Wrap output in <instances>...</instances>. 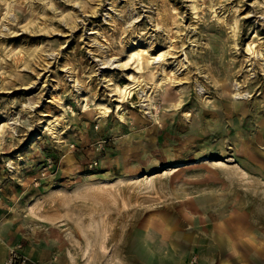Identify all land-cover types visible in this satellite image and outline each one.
Returning <instances> with one entry per match:
<instances>
[{"label":"rangeland","instance_id":"1","mask_svg":"<svg viewBox=\"0 0 264 264\" xmlns=\"http://www.w3.org/2000/svg\"><path fill=\"white\" fill-rule=\"evenodd\" d=\"M0 124V264H211L264 237V0H0Z\"/></svg>","mask_w":264,"mask_h":264},{"label":"crops","instance_id":"2","mask_svg":"<svg viewBox=\"0 0 264 264\" xmlns=\"http://www.w3.org/2000/svg\"><path fill=\"white\" fill-rule=\"evenodd\" d=\"M244 216L241 220L239 217L236 225L234 222L224 221L216 227L215 235L223 233V235H218L221 236L222 243L220 242V244L223 245L219 246V255L214 260L211 259V264H264V237L245 235L246 226L244 224L246 220L243 219ZM242 232L244 233L242 234ZM167 241L168 239L162 244ZM167 244L168 249H166L171 252L170 248L173 246L170 244L173 242L169 241ZM28 252L36 259H40V255L44 257L42 252H35V254L34 250L31 251V249ZM167 264H175V262L173 260Z\"/></svg>","mask_w":264,"mask_h":264},{"label":"bare ground","instance_id":"3","mask_svg":"<svg viewBox=\"0 0 264 264\" xmlns=\"http://www.w3.org/2000/svg\"><path fill=\"white\" fill-rule=\"evenodd\" d=\"M171 44L172 42H170L169 45ZM247 49L249 50L250 53H254V55L256 54L255 55L256 57L259 56V51L256 50L255 44L253 43V41L248 42ZM164 56H165L164 51H159L156 54H150L148 50L145 48L131 47L127 54L126 62H130L134 60V62L136 63L137 69L143 70L145 67H148L152 62L163 59ZM151 75H152V78L155 77L153 73ZM165 78H166L165 76L157 77V79H155L154 81V84L147 86V82H145V78L137 81V80H133V77L130 76L131 81L129 83L125 84L124 86H119V85L115 86V90L118 93L119 101H124L125 99H128L134 94V92L139 90L142 94V97H144L143 101L145 102V104L143 105L145 106L146 109L149 110L152 105L153 96L156 93V88L166 81ZM141 83L146 85V87L143 88ZM234 85H235L234 89L236 90V93L234 94L233 98L237 99L238 97H242L240 89L243 87V85L240 84V82H236ZM172 106L174 107L176 105L172 104ZM109 111L110 110L108 106L103 103H99L94 108V112L97 117L107 116ZM121 118L124 119L123 116H121ZM57 125L58 123L56 122V120H52V121L50 120L47 124V128L54 129L57 127ZM3 128H4V124H0V131L3 130ZM2 228L4 229L3 226ZM151 249L154 252L159 251V249L154 247L152 244H151Z\"/></svg>","mask_w":264,"mask_h":264},{"label":"built area","instance_id":"4","mask_svg":"<svg viewBox=\"0 0 264 264\" xmlns=\"http://www.w3.org/2000/svg\"><path fill=\"white\" fill-rule=\"evenodd\" d=\"M31 262V259L20 249V247H16L10 249L3 264H31Z\"/></svg>","mask_w":264,"mask_h":264}]
</instances>
